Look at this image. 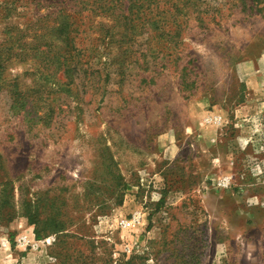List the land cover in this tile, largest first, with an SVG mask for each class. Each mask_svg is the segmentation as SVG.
I'll use <instances>...</instances> for the list:
<instances>
[{"label": "rangeland", "instance_id": "374dc122", "mask_svg": "<svg viewBox=\"0 0 264 264\" xmlns=\"http://www.w3.org/2000/svg\"><path fill=\"white\" fill-rule=\"evenodd\" d=\"M124 1L0 0V264H264V3Z\"/></svg>", "mask_w": 264, "mask_h": 264}, {"label": "trees", "instance_id": "16d2710c", "mask_svg": "<svg viewBox=\"0 0 264 264\" xmlns=\"http://www.w3.org/2000/svg\"><path fill=\"white\" fill-rule=\"evenodd\" d=\"M124 5H126V2L124 0H121ZM136 1L139 0H128L127 3L129 2V6L127 4V9H122V12L120 14V16L123 17H127L126 14L129 15H133L134 13H137L139 16H141L142 14L139 13H144L143 11L140 12L136 11V8L141 6L142 4H138L136 3ZM241 2L243 3V8L247 7V3H250V5L248 6L247 9H250L252 11H261L263 9L262 4L264 3V0H241ZM122 3V4H123ZM125 7V6H124ZM141 7H139L140 9ZM102 9V13H109V14H114V12H111L112 10L116 9L114 6L112 5H102L101 6ZM146 11V10H145ZM151 11V10H150ZM137 15V16H138ZM58 24V26H48L47 31L46 28H44V32L42 34H38V35H34L33 36V40H36V43H34L33 41V59L34 61L38 62L35 64L37 65V69L40 68V66L47 68L48 67H54V70H57L58 72L63 68V67H68L67 63L69 61H78L81 62V60L78 58L80 55H78L77 53H75L77 51V47L75 46V38H70L69 37V28H72L73 23L71 22L70 18H66L63 17L61 20L59 19V21L56 23ZM16 29V28H15ZM52 29V34L53 33H57V34H61L63 33V35H65L66 40H67V44L66 46L59 51H54L51 46L53 44V40H51L49 43L47 42V36H48V32H50ZM17 30V29H16ZM20 33V32H19ZM68 34V35H67ZM67 35V36H66ZM63 37V38H65ZM25 39V35L20 33V36H18V32H16L14 35L10 34L9 38L7 39V43H10V45L8 46V54L10 52H13L15 50H17L18 48L20 49V52L23 56H28V52L26 51V43L22 42ZM39 40V42H38ZM16 43H19L18 45ZM73 50V51H72ZM18 56V54H16ZM3 56L2 53H0V88L2 87V73L4 68L7 66L6 61L7 60H3ZM9 59V58H8ZM39 71V70H38ZM45 70H43L44 72ZM61 81V79H60ZM12 93V91H11ZM18 96V95H17ZM14 97V101H13V108L16 107L15 105L17 103H19V101H21L20 99H18V97ZM48 100V99H46ZM48 106V105H47ZM47 106H44L43 109H47ZM49 112V110H48ZM41 235L38 233L37 234V238H40Z\"/></svg>", "mask_w": 264, "mask_h": 264}, {"label": "built area", "instance_id": "2783aa9c", "mask_svg": "<svg viewBox=\"0 0 264 264\" xmlns=\"http://www.w3.org/2000/svg\"><path fill=\"white\" fill-rule=\"evenodd\" d=\"M232 180H233L232 176H226L220 180L219 184L222 188H228L232 185ZM139 218L140 216L138 218H135V220H138Z\"/></svg>", "mask_w": 264, "mask_h": 264}]
</instances>
